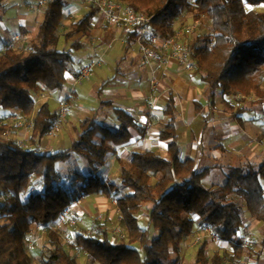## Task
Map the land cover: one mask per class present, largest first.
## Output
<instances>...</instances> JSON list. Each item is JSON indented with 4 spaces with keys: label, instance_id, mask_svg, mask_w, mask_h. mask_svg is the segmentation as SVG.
Masks as SVG:
<instances>
[{
    "label": "trees",
    "instance_id": "1",
    "mask_svg": "<svg viewBox=\"0 0 264 264\" xmlns=\"http://www.w3.org/2000/svg\"><path fill=\"white\" fill-rule=\"evenodd\" d=\"M119 1L152 17V33L161 39L175 35L181 28L179 20L186 13L197 22L209 19L210 34L197 36L191 42L193 59L207 86V101L214 107L218 93L240 97L243 107L233 114L240 124H244L239 115L247 111L245 103L249 97L255 96V103L264 109V11L247 9V5L263 6L264 0ZM66 5L67 0L46 3L28 53L7 48L0 54V108L34 116L32 149L8 138L13 128L0 124V188L6 195L0 200V264H34L28 247L34 227L47 229L49 247L42 254L43 264H80L72 251L86 253L89 264H181L183 244L204 225L212 226L218 240L230 245L232 258L241 262L251 254V248L239 237L245 211L255 221L264 223V160L260 164L247 161L227 167L223 185L206 186L204 181L214 168L198 169L194 159H181L174 96L163 111L169 120L160 132V139L167 142L168 157L146 151L133 154L129 164L120 160L121 185L99 176L100 168L110 156H117L119 146L131 140L132 130L141 138L147 134L146 128L124 110L114 109L120 123L118 130L100 124L96 118H87L69 149L40 153L39 145L58 116L48 102L36 110L34 94L42 89L63 90L73 60L72 51L58 48L57 32L65 21ZM4 12L0 0V23ZM99 13L97 7L91 6L82 20L70 25L65 40L89 35ZM139 37L138 30L129 34L127 46L137 43ZM83 47L79 40L71 45L73 51ZM73 154L86 162L91 174L77 173L76 184L64 186L57 165L68 162ZM34 179L40 189L24 199ZM88 195H103L116 202L127 233L119 243L113 242L107 230L100 227V235L77 234L65 245L61 231L51 227L75 201ZM147 205L151 206L148 217L149 226L156 232L154 236L149 228L139 225L138 215ZM208 251L206 240L193 264H226V255L217 252L210 258Z\"/></svg>",
    "mask_w": 264,
    "mask_h": 264
},
{
    "label": "crops",
    "instance_id": "2",
    "mask_svg": "<svg viewBox=\"0 0 264 264\" xmlns=\"http://www.w3.org/2000/svg\"><path fill=\"white\" fill-rule=\"evenodd\" d=\"M32 2L37 5H34L33 13L34 17L38 18V3L43 4L44 1L32 0ZM82 4L86 7L87 3L84 0H67L65 19L68 17L71 20L77 17ZM3 5L4 18L9 17L11 10L5 6V0ZM89 6L86 7L88 13L91 9ZM22 11L23 14H27L18 21L21 26L27 27L28 19L32 15L31 12ZM39 18L38 27L43 20V13ZM5 22L3 20L0 25ZM72 23L70 22L69 25ZM134 31L127 25L111 26L100 12L93 20L89 35L80 34L75 37V40L81 41L84 47L76 53L72 52L73 60L69 64L64 89L53 92L59 105L62 100L68 99L70 111L73 105L78 106V110L74 113L76 114L75 122L70 121V112L67 115L66 123L71 125L69 127L74 131L77 129L74 136L69 130V136L73 141L78 136L81 123L87 118H96L100 124L112 130H118L120 123L114 114V109L128 112L137 120L139 126L146 128L147 134L143 138L137 131H131V140L117 148V156H110L107 159L106 164L100 168L99 176L110 182L115 181V184L119 185L120 160L129 164L133 154L146 151H154L162 157H168L167 142L160 139V132L169 120L163 111L171 96L176 99V127L181 146V159H194L198 169L214 168L205 179V185L207 182L209 187L223 185L226 182L227 167L238 166L261 155L264 158L263 122L259 117V115L264 116L263 108L257 115L255 109L247 107L246 104L247 111L239 115L244 120V124H240L233 118L237 109L233 111L235 105L231 100L232 97H223L218 93L215 106H211L205 96L207 86L202 81L198 70L192 71L185 66V62H195L190 39H185L188 50L184 62L170 60L163 55L161 61L147 63L138 42L130 46L126 44L127 36ZM0 34L3 37L1 32ZM159 42L160 38H157L156 44L158 45ZM118 44H121L120 49L117 48L118 51H114ZM99 58L103 59V66L98 67L95 72L93 69L88 77L80 80L82 68ZM107 60H113L114 63L108 65ZM106 66L109 67L106 68ZM153 78L156 79L155 84L152 83ZM249 101L253 102L247 99L246 103ZM85 102L88 105L87 109L83 106ZM197 104H200V108H197ZM56 110L53 112L55 113ZM109 113H112V116ZM250 115H253V118ZM224 158L226 160L229 158L227 165L223 163ZM88 172L91 174L89 167ZM123 191L127 192V190ZM83 200L86 202L95 200L104 206L100 211L105 213L110 203L111 209L114 207L116 214L119 215L116 202H112L106 196L88 195ZM73 210L82 215L78 206L74 205ZM259 225L264 227V223L255 221L251 216L244 221L239 237L247 246L248 240L255 235L254 227L257 228ZM248 247L251 248V254L245 256L241 263L264 264V246Z\"/></svg>",
    "mask_w": 264,
    "mask_h": 264
},
{
    "label": "rangeland",
    "instance_id": "3",
    "mask_svg": "<svg viewBox=\"0 0 264 264\" xmlns=\"http://www.w3.org/2000/svg\"><path fill=\"white\" fill-rule=\"evenodd\" d=\"M39 1V0H36ZM44 1L43 4L40 2L38 3V18L34 17V5L35 3L32 2V0H5V6L10 9L9 17H5L4 21H6L4 24L0 25V32L2 33L3 37L0 40V54L4 52L7 48H14L18 49L23 53H28L31 48L32 44L34 43L35 36L38 31V24H39V16L43 13V7H45L46 3L49 0H42ZM122 2V1H121ZM194 2V0H192ZM86 7L88 6L85 4ZM37 6V5H35ZM42 7V8H41ZM83 4L81 5V10L78 13L77 17L74 19H69L66 17L63 24L58 29V37H59V50H65V51H72L73 53H76L78 51H73L71 49L72 43L75 41V38L67 42L65 40V34L70 30V22H78L82 20L87 14L88 9ZM90 7V6H89ZM248 10H258V11H264V5L263 6H250L247 5ZM25 12H31V15L28 19L29 23L27 27L21 26L19 24L20 18H22L23 11ZM8 18V19H7ZM179 27H186V26H195V21L189 13H186L181 20H179ZM23 29L26 30V32H23ZM211 31V21L209 19H204L201 22H198V24L193 28V35H191L190 41H193L195 37L197 36H205L210 34ZM150 37L153 36V33H149ZM193 39V40H191ZM139 43V42H138ZM121 44H118L116 46V49L114 51L120 49L119 46ZM140 47V45H139ZM117 50V51H118ZM141 50V48H140ZM142 52V51H141ZM113 57V56H112ZM108 65H111V63H114L113 60H107ZM103 66V64L101 65ZM100 66V67H101ZM109 66H106V68ZM98 68V67H97ZM94 69V72L98 69ZM197 70V66H196ZM93 71V70H92ZM91 74V73H90ZM59 93V92H58ZM53 92H50L48 90L42 89L38 93L34 94V99L36 100V110H38L41 105L45 102H48L51 104L52 111L58 110L60 107L59 101L55 99L53 96ZM234 102V110H239L243 107V104L240 101V97L231 96ZM248 99L253 100L245 103L247 104V107H252L255 109V111L259 115L260 108L255 103L256 97L252 96ZM90 103H92L90 101ZM84 108L87 109L88 105L87 102L83 104ZM71 107H69L70 109ZM68 109V113L70 112V121L75 122L76 117L74 113L78 110V106L73 105L71 111ZM55 111V113L57 112ZM100 110H104V108H100ZM97 111V110H96ZM102 113L100 112V115ZM112 116V113H109ZM264 112L262 113V115ZM68 115V114H67ZM106 117L107 114H104ZM251 118H253V115H250ZM260 119H262L263 125H262V132L264 133V116L259 115ZM34 116L32 117H26L24 116L20 111L18 110H3L0 108V124H8L13 129L8 132L7 137L12 138L14 140H17L20 145H22L26 149H32L34 148L33 145L30 142V139L32 137V121ZM56 122V121H55ZM54 122V123H55ZM67 117L61 122V131L57 133L56 135H51L50 133L42 140V142L39 145V151L40 153L45 154H52L58 151H65L71 147V143L73 139L71 140L69 136V130L70 133L74 136L75 131L72 129L71 125H68L67 123ZM262 133V134H263ZM261 155L260 157H255L256 159L252 158L253 163L260 164L264 158ZM229 160V158H227ZM228 160L226 158L223 159V163L227 165ZM58 173L59 177L61 179L60 183L64 186H71L75 181V176L77 173H81L85 176H89L88 167L85 163V161L79 157L76 154H73L71 159L66 163H58ZM121 181V176H120ZM119 181V185H121ZM113 183H116L113 181ZM118 183V182H117ZM209 182H207L208 186ZM40 189L39 183L36 179L31 184V187L28 192L24 194V199H26L29 195V193L33 190ZM5 194L0 188V200H3L5 198ZM110 199V198H109ZM111 201L113 202L114 199L111 198ZM113 204V203H112ZM79 209H81V214H78V211H72L70 219L66 221L62 225V236L64 234L69 236L70 241L74 238L77 234H84V235H100V227H104L107 232L109 233L111 239L115 243H119L121 240H123L127 233L126 230L123 228L121 224V217L120 214H116V209H111V204H108V211L105 213L100 211L104 206L100 205V203L96 202L95 200H92L90 202H86L83 199L76 205ZM150 205H147L145 209L138 215L139 218V225L142 228H149L150 234L152 236L156 235V232L152 227L149 226L150 220L148 217V208H150ZM84 211V213H83ZM250 214L245 211L244 213V220H246ZM3 222V220H0V224ZM255 228V235L253 238H250L248 240V246H251L252 248H255L256 246H264V227L263 225H259V227ZM47 229L40 228V227H34L32 229L31 234L29 235L28 239V247L29 252L32 255V258L34 260V264H43V258L42 254L44 252H47V249L49 247V244L47 243ZM43 238L44 240H41ZM208 238L206 236H203L201 233V229L196 230L194 235L190 237L182 246V253H181V264H193L196 256L197 251L200 247V245L206 241ZM64 241V238H63ZM209 241V257L212 258L215 253L219 252L227 256L226 264H242L241 262H237L235 259L232 258V249L229 244L221 242L218 240H208ZM68 243V242H67ZM68 245V244H67ZM72 253L76 254L79 260L80 264H89V258L88 255L84 252L80 251H72ZM173 259H176V256L173 254Z\"/></svg>",
    "mask_w": 264,
    "mask_h": 264
},
{
    "label": "built area",
    "instance_id": "4",
    "mask_svg": "<svg viewBox=\"0 0 264 264\" xmlns=\"http://www.w3.org/2000/svg\"><path fill=\"white\" fill-rule=\"evenodd\" d=\"M88 5L97 7L103 14L106 22L111 26L127 25L132 31L138 30L139 45L143 53L144 59L147 63L154 61H161L162 56L166 55L170 60H180L184 62V57L188 50L185 39H190L193 35V28L198 24L195 22V26H186L177 30L175 35L168 39H161L158 45L156 39L159 38L155 35L151 36L152 32L151 20L152 17L147 16L142 12H135L130 7L125 5L119 0H84ZM104 64L102 58H99L92 62L90 65L82 68L79 79L82 80L90 75L93 69L100 67ZM187 69L195 71L196 62L184 63ZM152 83H156V79H152ZM70 107L68 99H64L60 103L56 114L58 116L57 121L54 123L50 134L56 135L61 131V122L67 117L68 109ZM32 127V126H31ZM80 201H75L71 207L67 208L59 218L51 224V227L62 231V225L70 219L72 213V207L77 205ZM203 236H206L207 240H216L218 238L214 229L210 225H204L201 229ZM65 245L70 243L69 236L63 235ZM41 240H44L41 238ZM68 242V243H67Z\"/></svg>",
    "mask_w": 264,
    "mask_h": 264
}]
</instances>
